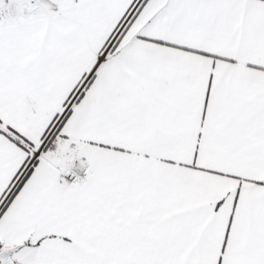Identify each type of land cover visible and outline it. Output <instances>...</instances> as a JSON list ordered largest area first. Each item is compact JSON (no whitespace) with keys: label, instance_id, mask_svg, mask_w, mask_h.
Returning <instances> with one entry per match:
<instances>
[{"label":"snow or ice","instance_id":"6c2138e0","mask_svg":"<svg viewBox=\"0 0 264 264\" xmlns=\"http://www.w3.org/2000/svg\"><path fill=\"white\" fill-rule=\"evenodd\" d=\"M0 264H264V0H0Z\"/></svg>","mask_w":264,"mask_h":264}]
</instances>
